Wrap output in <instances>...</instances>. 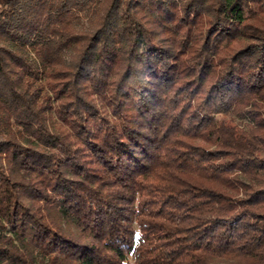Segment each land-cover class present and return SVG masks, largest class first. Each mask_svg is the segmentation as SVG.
<instances>
[{
  "label": "trees",
  "instance_id": "16d2710c",
  "mask_svg": "<svg viewBox=\"0 0 264 264\" xmlns=\"http://www.w3.org/2000/svg\"><path fill=\"white\" fill-rule=\"evenodd\" d=\"M0 264H264V0H0Z\"/></svg>",
  "mask_w": 264,
  "mask_h": 264
}]
</instances>
